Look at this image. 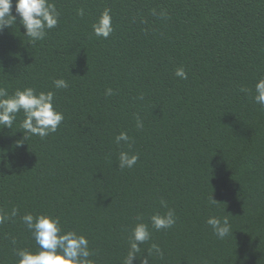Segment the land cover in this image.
<instances>
[{"label": "trees", "instance_id": "obj_1", "mask_svg": "<svg viewBox=\"0 0 264 264\" xmlns=\"http://www.w3.org/2000/svg\"><path fill=\"white\" fill-rule=\"evenodd\" d=\"M53 2L59 23L44 40L31 43L19 20L0 33V84L51 90L64 113L55 133L19 147L22 114L0 130V210H18L0 224V264L37 250L20 219L27 213L85 235L96 264H122L138 216L152 232L141 254L152 243L163 253L149 264H264V107L253 100L264 0ZM105 8L107 39L91 27ZM59 78L66 89L54 87ZM122 131L130 147L116 143ZM120 151L137 163L120 169ZM169 208L175 225L152 229L150 217ZM213 215L228 216L231 235L214 234Z\"/></svg>", "mask_w": 264, "mask_h": 264}, {"label": "clouds", "instance_id": "obj_2", "mask_svg": "<svg viewBox=\"0 0 264 264\" xmlns=\"http://www.w3.org/2000/svg\"><path fill=\"white\" fill-rule=\"evenodd\" d=\"M78 15H84L82 8L78 10ZM161 15L165 16L166 13L162 11ZM59 17L60 12L53 0H15V14H13V0H0V33L14 24L17 25L19 20V25L24 29V36L33 44L46 38L48 30L58 25ZM91 27L97 38L107 39L114 32L111 10L105 8ZM175 75L181 79H187V73L183 67L177 68ZM53 85L56 89H66L68 82L64 78H59L53 81ZM105 94L110 96L113 93L109 88ZM253 100L264 107V76L260 77L255 84ZM20 114L23 115L20 128L24 135L16 141L17 147L22 146L32 136L43 139L55 133L64 120V113L55 106L53 91H37L33 87H24L10 93L5 85L0 84V130L12 129ZM136 127H143L139 117L136 120ZM115 141L118 145L123 142L130 147L131 141L127 132L122 131ZM138 159L137 154L120 151L118 167L130 169ZM209 203L219 204L213 195L209 197ZM162 206L166 207V204L162 202ZM17 215L18 210L15 208L10 215L0 210V224ZM20 219L34 238L37 250L17 249L18 264H96V261L91 258L94 253L89 247L87 237L76 230L64 231L60 217L50 214L34 216L32 213H27ZM137 221L130 230L128 249L122 264H133L138 259L140 264H149L151 257L163 255L159 245L155 243L151 244L146 256L141 254V245L151 240L152 232L149 230V224L142 222L141 217L138 216ZM176 221L177 216L171 208L164 214L154 213L150 217L151 228L156 231L169 229L175 225ZM206 223L219 239L232 234V226L227 215L210 216Z\"/></svg>", "mask_w": 264, "mask_h": 264}]
</instances>
